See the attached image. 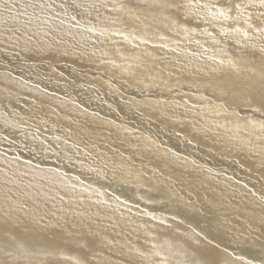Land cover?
<instances>
[{
    "label": "bare ground",
    "instance_id": "bare-ground-1",
    "mask_svg": "<svg viewBox=\"0 0 264 264\" xmlns=\"http://www.w3.org/2000/svg\"><path fill=\"white\" fill-rule=\"evenodd\" d=\"M47 2L0 23V264H264L259 0Z\"/></svg>",
    "mask_w": 264,
    "mask_h": 264
},
{
    "label": "snow or ice",
    "instance_id": "snow-or-ice-1",
    "mask_svg": "<svg viewBox=\"0 0 264 264\" xmlns=\"http://www.w3.org/2000/svg\"><path fill=\"white\" fill-rule=\"evenodd\" d=\"M249 5L255 7L256 0H249ZM259 6L264 8V0H259ZM52 7L53 5L48 3L47 0H19V2L18 0H0V23H8L9 20L15 21L20 16L29 15L28 9H32V15H35L37 10L40 13L46 14L47 11ZM60 7L63 8L64 5L61 4ZM203 7L207 8L208 5H204ZM245 7L247 6L242 5L241 3H235L230 7L218 8L217 11L220 17H223L225 20H227L229 19L228 12L231 10V8H235L238 13L242 14V10ZM72 19H75V17H72ZM245 22L247 23V20ZM249 27H251V25H249ZM237 31H239V29H237ZM260 31H264V29H261ZM156 255L159 256L160 253L157 252ZM197 255L202 257V259L193 258L189 260L188 264H234V262L228 259L218 260L214 258L211 250H197ZM53 264H57V262H53ZM77 264H80V262L78 261ZM158 264H166V259H161ZM245 264H251V261H247Z\"/></svg>",
    "mask_w": 264,
    "mask_h": 264
},
{
    "label": "rangeland",
    "instance_id": "rangeland-1",
    "mask_svg": "<svg viewBox=\"0 0 264 264\" xmlns=\"http://www.w3.org/2000/svg\"><path fill=\"white\" fill-rule=\"evenodd\" d=\"M181 253V252H180Z\"/></svg>",
    "mask_w": 264,
    "mask_h": 264
}]
</instances>
